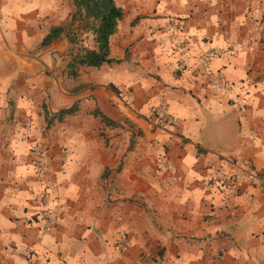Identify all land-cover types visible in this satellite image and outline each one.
<instances>
[{
	"label": "crops",
	"instance_id": "crops-1",
	"mask_svg": "<svg viewBox=\"0 0 264 264\" xmlns=\"http://www.w3.org/2000/svg\"><path fill=\"white\" fill-rule=\"evenodd\" d=\"M115 2L119 62L73 75L95 41L72 0H0V264H264V177L247 176L264 170V0ZM221 173L234 190L206 185Z\"/></svg>",
	"mask_w": 264,
	"mask_h": 264
},
{
	"label": "trees",
	"instance_id": "trees-1",
	"mask_svg": "<svg viewBox=\"0 0 264 264\" xmlns=\"http://www.w3.org/2000/svg\"><path fill=\"white\" fill-rule=\"evenodd\" d=\"M72 2L76 8L75 13L72 15V20L83 21V28L92 31L95 47H85L80 54L73 56L69 63L71 74L74 75V70L78 66L100 67L103 64L119 62V60L109 57V42L110 37L116 32L118 22L123 17V9L116 4L115 0H72ZM62 30V27L51 28L49 33L42 39L41 45L44 46L51 43L60 35ZM76 109V105H72L69 108L52 113L51 118H49L48 111L45 109L47 126L50 125L52 118L62 120L64 116L73 114ZM93 114L99 116L106 125L115 124L99 111L95 110Z\"/></svg>",
	"mask_w": 264,
	"mask_h": 264
},
{
	"label": "built area",
	"instance_id": "built-area-1",
	"mask_svg": "<svg viewBox=\"0 0 264 264\" xmlns=\"http://www.w3.org/2000/svg\"><path fill=\"white\" fill-rule=\"evenodd\" d=\"M172 22L175 27L181 26L179 20H173ZM0 30H1V17H0ZM220 54L221 51L219 50H213L202 54L201 62L203 63V68L205 69L207 68L211 55H220ZM209 82L219 91H223L231 88V84L220 75H215L214 77H211ZM152 113L154 114L155 118L159 120V124L161 125H163L161 122H170L173 119L172 116H170L167 113L165 105H160L159 107H155ZM32 154L35 158V166L37 173L39 175H44L46 172V159L43 150L39 147H35L34 149H32ZM247 174H248L247 176L250 179L259 180L261 177H264V170L262 172L248 170ZM237 175L238 174L236 173H232V174L221 173L217 176L208 179L206 185L210 186L213 183L217 182L219 185L224 186L232 191L236 188ZM53 187L54 186L52 183L47 184L45 190L43 191L42 199H41L43 209L40 213V219L42 222V228L46 230L49 227H51L56 221V214L48 205L49 192L53 190ZM127 245H128V239L126 234L119 233L117 235V244H116L118 251L124 252L126 250Z\"/></svg>",
	"mask_w": 264,
	"mask_h": 264
}]
</instances>
